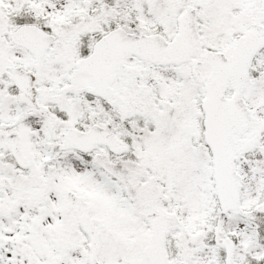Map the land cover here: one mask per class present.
<instances>
[{
	"label": "snow or ice",
	"instance_id": "obj_1",
	"mask_svg": "<svg viewBox=\"0 0 264 264\" xmlns=\"http://www.w3.org/2000/svg\"><path fill=\"white\" fill-rule=\"evenodd\" d=\"M0 264H264V0H0Z\"/></svg>",
	"mask_w": 264,
	"mask_h": 264
}]
</instances>
